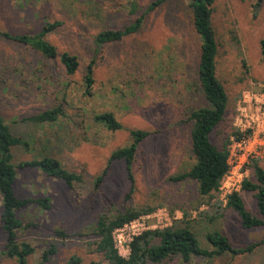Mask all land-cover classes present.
Here are the masks:
<instances>
[{
    "label": "rangeland",
    "instance_id": "374dc122",
    "mask_svg": "<svg viewBox=\"0 0 264 264\" xmlns=\"http://www.w3.org/2000/svg\"><path fill=\"white\" fill-rule=\"evenodd\" d=\"M132 1L137 3L136 12H132ZM154 1L0 0V30L36 34L45 23L59 21L47 39L59 52L77 55L80 62L78 71L68 74L60 59L0 39V112L12 131L30 144L29 149L13 148L12 161L17 166L50 154L68 170L82 175L81 182L68 187L40 169L18 170L17 195L48 198L50 205L44 208L32 203L17 212L23 222L18 238L35 248L28 264H66L74 256L81 259L78 264H110L96 251L93 229L101 215L114 217L127 208H166L169 213L174 210L172 215L178 220L187 212L188 220H199L190 224L207 248L205 234L213 229L220 230L235 247L264 238V227L244 228L231 208L224 209L213 224L199 215L202 211L214 215L217 201L225 206L227 190L240 192L247 208L258 215L254 192L244 190L243 181L254 180L253 162L264 167V157L232 168L211 205L204 203L194 181L169 180L194 164L189 117L195 108L210 105L198 82L201 41L188 1L163 0L146 13L136 33L107 43L96 40L102 30L132 21ZM256 1L215 0L213 4L220 45L217 76L229 98L224 120L211 133L219 148L227 138L231 144V138L240 133V109L250 105L244 101L246 94L264 91V0L258 9ZM91 60L95 61V83L89 95L84 76ZM57 105L63 106L65 113L55 123L39 125L24 120ZM106 111L115 114L121 129L111 130L95 121L97 114ZM133 130L151 134L138 145L128 169L125 160H111V155L131 144ZM102 173L103 180L97 183ZM1 214L0 196V264H16L3 254L7 241ZM56 230L72 237L61 238ZM51 247L55 253L48 254L46 261L44 254ZM169 263L264 264V244L244 255L193 257L190 262L173 259Z\"/></svg>",
    "mask_w": 264,
    "mask_h": 264
},
{
    "label": "trees",
    "instance_id": "16d2710c",
    "mask_svg": "<svg viewBox=\"0 0 264 264\" xmlns=\"http://www.w3.org/2000/svg\"><path fill=\"white\" fill-rule=\"evenodd\" d=\"M191 9L193 27L201 41L200 59L197 77L200 89L209 106H201L192 110L189 121L192 122L190 130L191 152L194 157L192 167L180 174L170 176L172 182H182L192 180L197 184L198 194L210 204L220 191L222 180L230 170L229 164V144L227 138L222 148L213 143L211 133L224 120L228 108L227 91L217 76V58L219 54V41L216 28L213 22V11L215 0H187ZM163 0L152 2L146 10L135 17L132 21L122 25L117 29L102 30L97 36L98 43L118 41L132 33L139 31L144 23L145 15L148 11L157 8ZM262 0H257L254 4L258 9ZM132 12L137 11V3L132 1ZM61 23L59 21L47 22L42 30L36 34H19L0 30V39L17 42L29 46L42 56L49 59H60L68 74H74L80 67L78 56L68 51L59 52L47 36L54 31ZM262 58L264 60V38L261 40ZM95 61L91 60L84 76L86 94L91 95L95 83ZM65 113L63 106L57 105L45 109L24 120L34 124L55 123ZM95 121L101 123L111 130L121 129L122 124L116 119L111 111L99 113L95 116ZM132 142L129 146L115 150L111 155V160H125L128 169H131L138 145L150 134L147 130H133ZM237 135V134H236ZM29 143L25 138L16 135L3 114L0 112V196H1V222L2 229L6 234V246L3 252L9 258L15 259L16 264H28V258L35 252L34 246L26 241H20L18 231L23 227V222L18 217L17 212L37 203L44 208H49L48 198L20 197L15 190V183L18 170L23 168H37L46 175L62 180L68 187H74L76 183L82 181V175L70 171L63 166L61 161L50 155H41L38 159L22 161L17 166L13 160V148L24 147L29 149ZM254 180L245 179L243 189L254 192L258 215L251 212L240 192L234 190L227 195V202H215V214L209 211L199 212V215L213 224L215 220L223 216V210L231 208L240 217L241 225L244 228L264 227V167L257 161L253 162ZM104 173L98 176L97 183L102 182ZM211 205V204H210ZM157 207L146 206L139 209L127 208L114 217L101 215L93 229V234L97 237L95 242L96 251L104 255L110 264H170L173 259H182L183 262H190L193 257L215 258L225 254L232 256L244 255L253 252L257 247L264 244V238L244 247H235L229 238L220 230L213 229L205 234V240L209 248L204 247L199 239L192 221L188 220V213L184 212L183 220L175 219L172 210L173 223L163 229L148 230L137 237L131 244V252L128 258L122 257L115 248L112 234L113 231L123 226L125 223L137 218L142 214H149ZM217 214V215H216ZM56 235L61 238H70L71 234L64 230H56ZM55 253V247H51L45 252L44 259L48 260V254ZM79 257H72L66 264H78ZM89 264H102L93 261Z\"/></svg>",
    "mask_w": 264,
    "mask_h": 264
},
{
    "label": "built area",
    "instance_id": "2783aa9c",
    "mask_svg": "<svg viewBox=\"0 0 264 264\" xmlns=\"http://www.w3.org/2000/svg\"><path fill=\"white\" fill-rule=\"evenodd\" d=\"M247 94L244 101L250 105L249 108L240 109L238 125L240 133L231 138V144L228 146L230 170L235 167L242 168L251 160L264 157V91ZM221 188L224 186L221 185ZM229 193H231L230 190L225 192L226 197ZM171 222L172 217L166 208L142 214L113 231L112 238L115 248L122 257L128 258L131 244L137 237L148 230L166 228L171 225Z\"/></svg>",
    "mask_w": 264,
    "mask_h": 264
}]
</instances>
